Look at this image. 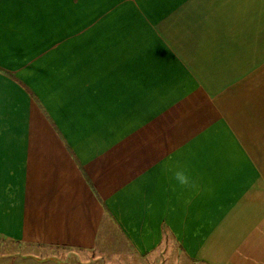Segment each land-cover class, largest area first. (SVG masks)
Returning a JSON list of instances; mask_svg holds the SVG:
<instances>
[{
	"label": "crops",
	"instance_id": "crops-1",
	"mask_svg": "<svg viewBox=\"0 0 264 264\" xmlns=\"http://www.w3.org/2000/svg\"><path fill=\"white\" fill-rule=\"evenodd\" d=\"M264 264V0H0V264Z\"/></svg>",
	"mask_w": 264,
	"mask_h": 264
},
{
	"label": "rangeland",
	"instance_id": "rangeland-1",
	"mask_svg": "<svg viewBox=\"0 0 264 264\" xmlns=\"http://www.w3.org/2000/svg\"><path fill=\"white\" fill-rule=\"evenodd\" d=\"M192 264H201V263H192Z\"/></svg>",
	"mask_w": 264,
	"mask_h": 264
}]
</instances>
